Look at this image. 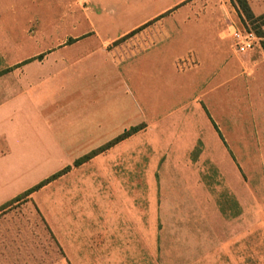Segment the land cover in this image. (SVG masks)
<instances>
[{"label":"rangeland","instance_id":"1","mask_svg":"<svg viewBox=\"0 0 264 264\" xmlns=\"http://www.w3.org/2000/svg\"><path fill=\"white\" fill-rule=\"evenodd\" d=\"M227 3L229 24L262 33L261 21ZM1 42L9 51L22 46ZM188 74L176 66L164 104L150 101V88L136 87L126 88L121 104L89 103L90 111L121 109V135L134 132L86 153L70 174L31 194L0 199V264H264V129L248 120L245 103L225 97V87L215 111L225 140L217 170L190 131L206 105L199 100L205 88ZM23 79L22 66L0 53V105L26 89ZM166 91L160 89L161 99ZM119 143L90 168L91 159Z\"/></svg>","mask_w":264,"mask_h":264},{"label":"crops","instance_id":"2","mask_svg":"<svg viewBox=\"0 0 264 264\" xmlns=\"http://www.w3.org/2000/svg\"><path fill=\"white\" fill-rule=\"evenodd\" d=\"M246 1L254 18L264 15V0ZM227 2L0 0V53L10 66H22L26 88L0 105V199L70 174L79 158L127 129L121 109L90 111L89 103L121 104L126 88L136 87L150 88V101L164 104L178 64L205 88V113L190 131L222 171L224 122L215 111L225 87V97L245 103L248 120L264 129V52L260 45L245 55L231 50L236 28ZM3 40L22 46L9 51ZM147 72L154 74L142 79ZM121 144L91 159L90 168Z\"/></svg>","mask_w":264,"mask_h":264},{"label":"built area","instance_id":"3","mask_svg":"<svg viewBox=\"0 0 264 264\" xmlns=\"http://www.w3.org/2000/svg\"><path fill=\"white\" fill-rule=\"evenodd\" d=\"M232 49L238 55H245L260 45V39L252 32L234 29L231 32Z\"/></svg>","mask_w":264,"mask_h":264},{"label":"trees","instance_id":"4","mask_svg":"<svg viewBox=\"0 0 264 264\" xmlns=\"http://www.w3.org/2000/svg\"><path fill=\"white\" fill-rule=\"evenodd\" d=\"M232 2H233V4H234V6L237 8L239 14H240L243 18H245V19H247V20L253 19V16H252V14H251V12H250V9H249V7H248V4H247V1H246V0H232ZM257 20H259V21L262 22V26L264 25V15L261 16V17H259V18H257ZM258 38H260V39H263V38H264L263 35H262V33H260V35L258 36ZM260 44H261V48H262V50H263V52H264V41H261ZM132 132H134V131H131V132H128V133H126V134L121 135L119 138H117V139L115 140V142H118V141H121V140L127 138L128 136H130V135L132 134ZM104 150H105V149H104ZM78 165H79V161H77V162L74 164V167H76V166H78ZM66 171H67V170H65V171H63V172H61V173H58L57 175H54V176L51 177L49 180H47V181H45V182L39 184V185L36 186L35 188H33V189H31L30 191H28L25 195H29V194H31V193L34 192L35 190H37V189L41 188L42 186H44V185H45L46 183H48L49 181H51V180H53V179H55V178L61 176V174L65 173ZM237 208H238V207H237Z\"/></svg>","mask_w":264,"mask_h":264}]
</instances>
